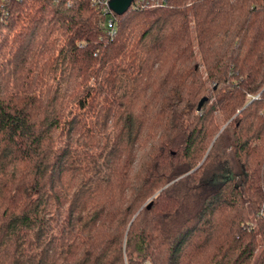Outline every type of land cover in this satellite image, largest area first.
I'll list each match as a JSON object with an SVG mask.
<instances>
[{
    "label": "trees",
    "instance_id": "16d2710c",
    "mask_svg": "<svg viewBox=\"0 0 264 264\" xmlns=\"http://www.w3.org/2000/svg\"><path fill=\"white\" fill-rule=\"evenodd\" d=\"M116 18L0 0V264H264V0Z\"/></svg>",
    "mask_w": 264,
    "mask_h": 264
},
{
    "label": "rangeland",
    "instance_id": "374dc122",
    "mask_svg": "<svg viewBox=\"0 0 264 264\" xmlns=\"http://www.w3.org/2000/svg\"><path fill=\"white\" fill-rule=\"evenodd\" d=\"M222 143L225 145V148H227L228 136L226 133L222 135ZM224 159H225V163H223V166L222 165L211 166L212 168H210L209 170L210 172L207 173L208 178L212 179L215 177L214 180L219 182L230 176V177L236 178L238 183H241L244 177V171H243L242 166L240 165V163L237 161L236 157L234 156L232 149L230 148L226 149Z\"/></svg>",
    "mask_w": 264,
    "mask_h": 264
},
{
    "label": "built area",
    "instance_id": "2783aa9c",
    "mask_svg": "<svg viewBox=\"0 0 264 264\" xmlns=\"http://www.w3.org/2000/svg\"><path fill=\"white\" fill-rule=\"evenodd\" d=\"M93 4L97 6L101 14L105 17V24L109 29L110 33H115L116 30V21L117 14H115L111 7V0H92ZM163 3V0H133L131 7L135 8H153L160 6ZM129 8V9H130Z\"/></svg>",
    "mask_w": 264,
    "mask_h": 264
},
{
    "label": "water",
    "instance_id": "95a60500",
    "mask_svg": "<svg viewBox=\"0 0 264 264\" xmlns=\"http://www.w3.org/2000/svg\"><path fill=\"white\" fill-rule=\"evenodd\" d=\"M132 2H133V0H111L110 7L115 14L121 16L129 10ZM205 100H206V98H203L200 101L198 109H200L202 107ZM203 162L197 168H199L203 164Z\"/></svg>",
    "mask_w": 264,
    "mask_h": 264
}]
</instances>
